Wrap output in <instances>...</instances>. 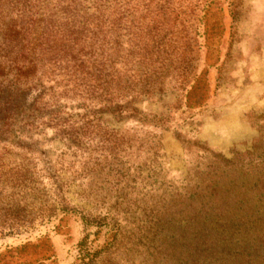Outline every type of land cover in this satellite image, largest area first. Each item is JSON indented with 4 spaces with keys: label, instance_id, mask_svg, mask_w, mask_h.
<instances>
[{
    "label": "rangeland",
    "instance_id": "1",
    "mask_svg": "<svg viewBox=\"0 0 264 264\" xmlns=\"http://www.w3.org/2000/svg\"><path fill=\"white\" fill-rule=\"evenodd\" d=\"M111 10L99 38L116 60L110 103L66 100L42 136L0 145V264H251L264 234V0Z\"/></svg>",
    "mask_w": 264,
    "mask_h": 264
},
{
    "label": "trees",
    "instance_id": "2",
    "mask_svg": "<svg viewBox=\"0 0 264 264\" xmlns=\"http://www.w3.org/2000/svg\"><path fill=\"white\" fill-rule=\"evenodd\" d=\"M113 3L0 0L2 149L8 141L22 148L21 138L42 136L46 124L59 120L66 100L82 106L86 100L95 106L96 102L102 106L110 103L117 91L113 74L116 60L111 56L112 48L106 47L108 42H102L109 27H115L117 17L110 18ZM165 50L166 43L159 40L154 50L160 52L157 58ZM253 242L252 254L245 252L251 260L247 262L264 264V234L255 236ZM242 254L243 250L236 255Z\"/></svg>",
    "mask_w": 264,
    "mask_h": 264
}]
</instances>
